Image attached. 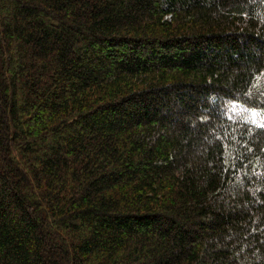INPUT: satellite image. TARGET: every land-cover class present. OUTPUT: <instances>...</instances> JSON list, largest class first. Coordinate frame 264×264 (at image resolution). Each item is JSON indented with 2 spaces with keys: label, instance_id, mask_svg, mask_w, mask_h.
<instances>
[{
  "label": "trees",
  "instance_id": "1",
  "mask_svg": "<svg viewBox=\"0 0 264 264\" xmlns=\"http://www.w3.org/2000/svg\"><path fill=\"white\" fill-rule=\"evenodd\" d=\"M261 109L264 0H0V264H264Z\"/></svg>",
  "mask_w": 264,
  "mask_h": 264
},
{
  "label": "snow or ice",
  "instance_id": "2",
  "mask_svg": "<svg viewBox=\"0 0 264 264\" xmlns=\"http://www.w3.org/2000/svg\"><path fill=\"white\" fill-rule=\"evenodd\" d=\"M246 111H250V112H251V115H252L253 117H255V116H257V115H260V112H258L256 109H250V110L246 109ZM261 111H264V109H261ZM228 118L231 119V116H229ZM253 122H254V121H253ZM258 126L261 127V128H264V123H262V124H260V125H258Z\"/></svg>",
  "mask_w": 264,
  "mask_h": 264
}]
</instances>
